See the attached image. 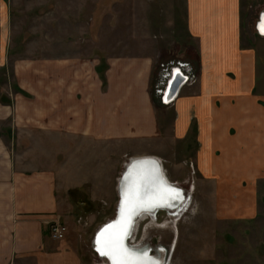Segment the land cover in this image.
Returning <instances> with one entry per match:
<instances>
[{
  "label": "crops",
  "instance_id": "obj_1",
  "mask_svg": "<svg viewBox=\"0 0 264 264\" xmlns=\"http://www.w3.org/2000/svg\"><path fill=\"white\" fill-rule=\"evenodd\" d=\"M186 8L196 59L177 62L187 63L184 72L196 80L165 105L153 91L175 62L162 64L155 76L148 56L16 60L11 66L9 5L0 0V71L15 82L0 95V264H84L73 243L50 238L49 226L74 188L113 185L101 179L118 167L120 152H113L124 143L136 158L168 160L175 148L210 187L219 217L258 216L264 7L255 18L244 0H186ZM38 139L47 143L42 147ZM197 183L194 178L192 193Z\"/></svg>",
  "mask_w": 264,
  "mask_h": 264
},
{
  "label": "rangeland",
  "instance_id": "obj_2",
  "mask_svg": "<svg viewBox=\"0 0 264 264\" xmlns=\"http://www.w3.org/2000/svg\"><path fill=\"white\" fill-rule=\"evenodd\" d=\"M244 4L255 18L264 0H244ZM8 5L11 66L16 60L148 56L154 60L155 76L162 64L196 59L197 42L188 29L186 0H8ZM10 81L9 74L1 70L0 95L9 90ZM153 96L159 98L155 91ZM37 142L43 147L47 139ZM129 148L128 143L116 148L115 157L120 152L118 167L104 172L106 177L101 181L113 185L76 187L60 200L56 219L67 229L64 241L73 243L84 264H106L93 242L98 229L116 216L119 194L115 185L127 164L136 158L128 155ZM174 151L168 160L156 158L164 165L169 181L192 194L190 210L178 220L163 212L154 221H139L131 244L149 245L153 256L162 248L165 259L169 251L167 264H264L263 195L258 216L221 218L216 203L209 200L208 184H202L198 170ZM194 178L198 185L192 193Z\"/></svg>",
  "mask_w": 264,
  "mask_h": 264
},
{
  "label": "bare ground",
  "instance_id": "obj_3",
  "mask_svg": "<svg viewBox=\"0 0 264 264\" xmlns=\"http://www.w3.org/2000/svg\"><path fill=\"white\" fill-rule=\"evenodd\" d=\"M263 21L264 13L261 15V24L259 26L261 28V25H263L262 30L264 31ZM145 157H151L157 160L160 171L168 183L177 186L169 181L159 158L152 156ZM132 160L136 161L135 158ZM131 163L132 161L127 164L125 169L131 166ZM129 169V173L125 177L126 180L122 179L123 176L120 177V183H123L120 192L124 196L120 217L99 235L98 240L96 239V253L102 260L106 261V264H110L111 262L112 264H167L171 259L168 260L170 255L169 251L165 259L162 256V248L159 250L158 256H153L152 248L149 245L140 244L134 246L131 244L133 243L132 237H134L136 232L135 227L141 220H156L157 215L163 212H165L170 219L174 218L178 220L183 218L192 205V194L189 192L187 193V191L183 189L182 195L179 192L175 193L165 190L162 183L163 181L158 178L153 164L138 163L135 166H131ZM178 188L181 189L180 187ZM134 244H136V242ZM126 245L128 249L132 251L125 250L126 248L124 249V246L126 247ZM175 249L176 246H174L173 251H175ZM149 256H153L155 260L148 259Z\"/></svg>",
  "mask_w": 264,
  "mask_h": 264
},
{
  "label": "water",
  "instance_id": "obj_4",
  "mask_svg": "<svg viewBox=\"0 0 264 264\" xmlns=\"http://www.w3.org/2000/svg\"><path fill=\"white\" fill-rule=\"evenodd\" d=\"M185 80H186V78L181 73H179L178 71L173 75L172 79L168 82L166 93L164 94V96L162 98V102L164 104H169V103L173 102L177 98V96H178V94H179V92H180ZM135 160L136 161L131 160L132 161V163L130 164L131 166H135L138 163L153 164L154 167H155V171L157 173L158 178H160L163 181L162 183H163V186H164L165 190H167L169 192H175V193L179 192L181 195L183 194V190L182 189H179L177 186L168 183V181L165 179V177L162 175V172L160 171V168H159V165L157 163L158 162L157 160H154L151 157L150 158L144 157V158H137V159L135 158ZM131 166H128L125 169L126 171L122 175L123 176L122 177L123 180L128 175L129 170H130L129 168ZM129 177H131V176H129ZM122 184L123 183H120V181H119V186H118L119 203H118V207H117L116 216H115V218L113 220H111V221L107 222L106 224L102 225L100 227V229H98V231L96 232L95 237H94L95 239H94V242H93V246H94V250L95 251H96L95 245L97 244L96 239L98 240L99 235L101 233H103L107 228H109L111 224L115 223L117 221V219L120 217L121 209H122L123 201H124V198H123L124 196L120 192V190L122 188ZM124 245H125V243H124ZM124 249L127 250V251L131 250V249H128L127 245H126V247L124 246ZM148 259L153 260V261L155 260V258L153 256H149ZM110 262H111V260H110ZM110 264H112V262Z\"/></svg>",
  "mask_w": 264,
  "mask_h": 264
},
{
  "label": "built area",
  "instance_id": "obj_5",
  "mask_svg": "<svg viewBox=\"0 0 264 264\" xmlns=\"http://www.w3.org/2000/svg\"><path fill=\"white\" fill-rule=\"evenodd\" d=\"M184 65H187V63L183 62H175L172 63L168 68L165 69L166 71V80L164 81V84L160 86L159 88L155 89V93L159 98L162 100L164 94L166 93L168 82L172 79L173 75L178 71L181 73L185 78V82L183 85H187L189 83H192L196 80L195 75H189L184 72ZM183 87V86H182ZM176 100V99H175ZM175 100L169 104L165 105H172L174 104ZM67 234V229L63 225V223L59 219H55L50 223L49 226V236L52 240L55 241H62L65 239Z\"/></svg>",
  "mask_w": 264,
  "mask_h": 264
},
{
  "label": "trees",
  "instance_id": "obj_6",
  "mask_svg": "<svg viewBox=\"0 0 264 264\" xmlns=\"http://www.w3.org/2000/svg\"><path fill=\"white\" fill-rule=\"evenodd\" d=\"M161 100V99H160Z\"/></svg>",
  "mask_w": 264,
  "mask_h": 264
}]
</instances>
